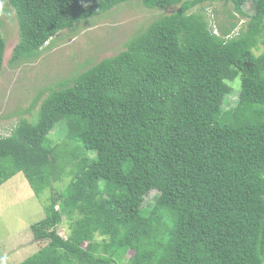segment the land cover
Returning <instances> with one entry per match:
<instances>
[{"label": "trees", "instance_id": "1", "mask_svg": "<svg viewBox=\"0 0 264 264\" xmlns=\"http://www.w3.org/2000/svg\"><path fill=\"white\" fill-rule=\"evenodd\" d=\"M5 1L18 20L16 66L121 4L178 6L49 88L32 120L0 134V186L21 172L35 196L51 192L31 225L46 244L20 264H264V54L253 52L264 0ZM216 2L246 18L245 29L214 32L202 6ZM5 48L0 32V72Z\"/></svg>", "mask_w": 264, "mask_h": 264}, {"label": "rangeland", "instance_id": "2", "mask_svg": "<svg viewBox=\"0 0 264 264\" xmlns=\"http://www.w3.org/2000/svg\"><path fill=\"white\" fill-rule=\"evenodd\" d=\"M202 8L211 28L218 34L235 26L233 35L246 27L247 19L236 14L229 3H206ZM177 9L178 6L147 10L132 2L121 4L104 15L79 21L71 29L62 30L46 45L40 57L16 66L10 63V58L18 42V20L6 1L0 0V32L6 41L0 72V134L6 135L21 118L32 120L49 88H59L61 83L71 81L99 61L116 55L135 37L136 31ZM243 11L251 15L252 2H247ZM253 52L264 54V42H259ZM233 82L238 84L239 79ZM237 96V93L230 95L223 110L234 108ZM63 123L50 134L53 145L59 144V137L63 138ZM68 180L65 177L54 183V189H62ZM50 194L48 190L40 197L35 196L21 172L0 186V264H20L46 244L34 240L31 225L44 217L43 207ZM154 195L155 191L150 192L145 203L153 202ZM69 222L64 219L57 226L62 238L69 233Z\"/></svg>", "mask_w": 264, "mask_h": 264}, {"label": "clouds", "instance_id": "3", "mask_svg": "<svg viewBox=\"0 0 264 264\" xmlns=\"http://www.w3.org/2000/svg\"><path fill=\"white\" fill-rule=\"evenodd\" d=\"M217 33V32H216Z\"/></svg>", "mask_w": 264, "mask_h": 264}]
</instances>
